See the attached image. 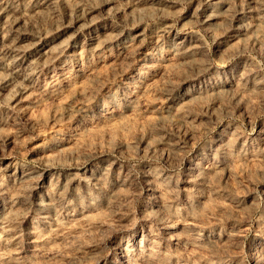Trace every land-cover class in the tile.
<instances>
[{
	"label": "rangeland",
	"instance_id": "obj_1",
	"mask_svg": "<svg viewBox=\"0 0 264 264\" xmlns=\"http://www.w3.org/2000/svg\"><path fill=\"white\" fill-rule=\"evenodd\" d=\"M1 44L0 264H264V0H0Z\"/></svg>",
	"mask_w": 264,
	"mask_h": 264
},
{
	"label": "bare ground",
	"instance_id": "obj_2",
	"mask_svg": "<svg viewBox=\"0 0 264 264\" xmlns=\"http://www.w3.org/2000/svg\"><path fill=\"white\" fill-rule=\"evenodd\" d=\"M5 46H6L5 44H1L0 45V51L3 50L5 48ZM20 52L21 53L17 57H16V54H15V56H14L15 59L12 58V62L10 61L9 63L7 62V63H1L0 64V69L3 72H6V74L9 75L12 78V80H15L16 82H18L20 80V78H21V75H20V73L18 71L17 63L18 62L20 63V61H18V60H20V58H22V56H24V53H23L24 51H20Z\"/></svg>",
	"mask_w": 264,
	"mask_h": 264
}]
</instances>
